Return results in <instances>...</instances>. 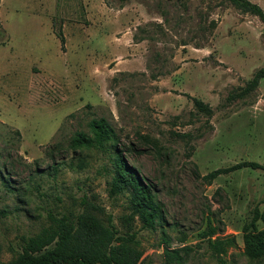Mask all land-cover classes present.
I'll return each mask as SVG.
<instances>
[{
	"label": "rangeland",
	"instance_id": "rangeland-1",
	"mask_svg": "<svg viewBox=\"0 0 264 264\" xmlns=\"http://www.w3.org/2000/svg\"><path fill=\"white\" fill-rule=\"evenodd\" d=\"M262 66L264 25L228 0H0L2 264L50 214L84 211L133 233L138 264H264V169L204 177L264 165V78L226 100ZM99 118L104 148H72ZM114 145L160 205L154 228L114 187Z\"/></svg>",
	"mask_w": 264,
	"mask_h": 264
},
{
	"label": "trees",
	"instance_id": "trees-1",
	"mask_svg": "<svg viewBox=\"0 0 264 264\" xmlns=\"http://www.w3.org/2000/svg\"><path fill=\"white\" fill-rule=\"evenodd\" d=\"M124 2L126 0H119ZM243 12H248L258 17L264 25V10L255 2L249 0H228ZM63 45L60 27L56 31ZM264 78V66L256 69L244 86L226 97L227 101L234 98H244L252 92L259 81ZM196 111L210 116L212 108L196 97H191ZM92 136L84 132H76L70 140V146L79 145L104 148V143L112 139V129L103 118L92 119L89 122ZM115 143V142H114ZM113 184L118 189H127V205L132 215H136L142 226L154 228L161 218V208L156 201L150 185L144 177L124 163L119 148L113 149ZM264 169V165L255 161H240L227 167L212 170L204 177L209 181L222 173H228L240 168ZM93 209H99L87 202ZM260 216L255 215L248 227L254 228V221ZM130 229L132 216L124 217ZM243 227V231H246ZM244 240L249 242L248 232H244ZM133 233L129 230L120 234L108 217L107 221L97 218L92 213L81 212L72 217H54L49 215V224L31 236H22L19 251L16 257L7 264H138L142 251L133 246ZM251 251V250H250ZM248 251V253L250 252ZM259 252L254 245L252 255ZM179 260L181 258L176 257ZM0 264L2 262L0 261Z\"/></svg>",
	"mask_w": 264,
	"mask_h": 264
}]
</instances>
